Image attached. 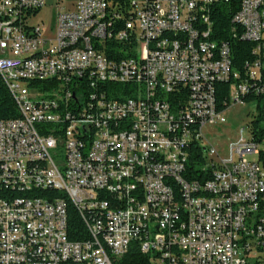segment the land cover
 Wrapping results in <instances>:
<instances>
[{
	"label": "built area",
	"instance_id": "1",
	"mask_svg": "<svg viewBox=\"0 0 264 264\" xmlns=\"http://www.w3.org/2000/svg\"><path fill=\"white\" fill-rule=\"evenodd\" d=\"M225 6L253 43L241 73ZM0 78L19 113L0 120V264H117L132 244L149 264H264V0H0ZM243 104L224 155L203 129Z\"/></svg>",
	"mask_w": 264,
	"mask_h": 264
},
{
	"label": "trees",
	"instance_id": "2",
	"mask_svg": "<svg viewBox=\"0 0 264 264\" xmlns=\"http://www.w3.org/2000/svg\"><path fill=\"white\" fill-rule=\"evenodd\" d=\"M231 12L228 7H224L222 12H219V17L213 19L215 37L219 39L226 40L231 48L232 54V66L233 69L237 72H242L243 65L246 61L252 59V48L253 43L242 41L239 39H229L227 36V29L229 26V18ZM112 50H108L110 54ZM229 83L226 82H217L215 84V102L218 110H225L229 105L228 100V89ZM119 87V85H117ZM123 88V86H122ZM245 103H250L252 97L246 96L244 99ZM264 102L257 99L256 110L258 112V117L253 121V127L259 128V121L261 120V114L263 110ZM19 117V113L16 107V104L9 93L7 87L2 82L0 78V120H8ZM1 187V186H0ZM51 196H62L66 200V210H67V232L69 239L71 240H82L86 237L87 232L85 225L82 221L81 216L79 215L75 206L67 199L65 195L60 193L53 192ZM41 196L39 194H35ZM0 197H3V186L0 188ZM117 264H149L148 256L142 254L136 247L135 244H132L129 247L127 253L118 261Z\"/></svg>",
	"mask_w": 264,
	"mask_h": 264
},
{
	"label": "rangeland",
	"instance_id": "3",
	"mask_svg": "<svg viewBox=\"0 0 264 264\" xmlns=\"http://www.w3.org/2000/svg\"><path fill=\"white\" fill-rule=\"evenodd\" d=\"M54 8H42L36 21L42 20L44 24L51 21L55 13ZM254 111V104L233 105L225 112L226 121L206 126L203 134L217 150L226 155L230 143L240 137L241 128H245ZM246 135V132L245 134Z\"/></svg>",
	"mask_w": 264,
	"mask_h": 264
},
{
	"label": "bare ground",
	"instance_id": "4",
	"mask_svg": "<svg viewBox=\"0 0 264 264\" xmlns=\"http://www.w3.org/2000/svg\"><path fill=\"white\" fill-rule=\"evenodd\" d=\"M0 186L2 187L3 185H0ZM1 187H0V188H1Z\"/></svg>",
	"mask_w": 264,
	"mask_h": 264
}]
</instances>
